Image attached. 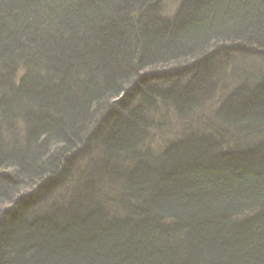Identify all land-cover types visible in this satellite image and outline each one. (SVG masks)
Returning a JSON list of instances; mask_svg holds the SVG:
<instances>
[{"label":"trees","instance_id":"1","mask_svg":"<svg viewBox=\"0 0 264 264\" xmlns=\"http://www.w3.org/2000/svg\"><path fill=\"white\" fill-rule=\"evenodd\" d=\"M0 264H264V0H0Z\"/></svg>","mask_w":264,"mask_h":264},{"label":"rangeland","instance_id":"2","mask_svg":"<svg viewBox=\"0 0 264 264\" xmlns=\"http://www.w3.org/2000/svg\"><path fill=\"white\" fill-rule=\"evenodd\" d=\"M164 2V4H165V1H163ZM166 4H167V2H166ZM259 62H257L256 60H255V70H256V68H257V64H258ZM75 164H76V162H73V163H71V166H75ZM41 210H43V206L41 205V204H39L34 210H33V212H35V213H41ZM30 214H32L31 212H30Z\"/></svg>","mask_w":264,"mask_h":264}]
</instances>
